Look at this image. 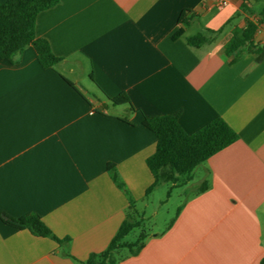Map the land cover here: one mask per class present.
<instances>
[{
    "label": "crops",
    "instance_id": "obj_1",
    "mask_svg": "<svg viewBox=\"0 0 264 264\" xmlns=\"http://www.w3.org/2000/svg\"><path fill=\"white\" fill-rule=\"evenodd\" d=\"M222 1L59 0L38 14L35 36L61 61L43 69L31 47L0 60V214H36L61 243L0 220V264H86L103 252L128 212L107 165L142 201L156 146L142 122L155 118L186 134L220 118L238 139L203 163L207 189L117 264H264V22L239 54L224 51L264 0ZM208 30L210 43L187 45ZM121 93L134 111L105 99Z\"/></svg>",
    "mask_w": 264,
    "mask_h": 264
},
{
    "label": "trees",
    "instance_id": "obj_2",
    "mask_svg": "<svg viewBox=\"0 0 264 264\" xmlns=\"http://www.w3.org/2000/svg\"><path fill=\"white\" fill-rule=\"evenodd\" d=\"M58 2L59 0H7L0 3V60L12 62L25 48L31 47L43 69H51L59 64L61 59L52 53L48 42L35 36V22L38 14L54 7ZM191 17L192 12L183 11L178 23L187 27ZM263 22L264 9L259 14L256 23L246 20L245 28H233L224 44L225 54L227 56L239 54L251 43L257 25ZM207 34L208 36L196 34L188 38L187 45L199 48L210 43V37L216 32L208 30ZM182 35L183 29L180 28L171 38L174 40ZM105 99L114 106L129 105L131 107L130 100L125 93L113 98L105 96ZM131 110L134 111L132 107ZM142 123L156 137L154 153L146 160L153 183L145 191L144 199L161 184H170L167 193L169 197L170 189L176 187L179 178H183L185 182L191 181L192 172L196 167L238 139L237 134L220 118L213 120L193 134H186L172 118L146 119ZM107 172L116 187L126 197L128 212L108 247L103 252L92 255L86 264H117L121 252L126 251L127 255L135 256L144 247L146 238L144 230L140 231L133 242L125 240L132 231L141 229L144 222L142 214L137 210V201L130 196L114 165H107ZM207 187V183L203 182L198 192L205 191ZM135 216L138 221L134 219ZM0 220L11 228L28 230L35 236L50 238L61 243L36 214H27L20 218L0 214Z\"/></svg>",
    "mask_w": 264,
    "mask_h": 264
},
{
    "label": "rangeland",
    "instance_id": "obj_3",
    "mask_svg": "<svg viewBox=\"0 0 264 264\" xmlns=\"http://www.w3.org/2000/svg\"><path fill=\"white\" fill-rule=\"evenodd\" d=\"M202 172L203 164L196 167L192 172L193 178L191 182L187 185L170 189L169 197H167L170 188L169 184H161L154 189L148 198L137 202L136 206L140 210V212H138L142 214V216L144 215V222L141 229L132 231L125 240L133 242L141 230H144L145 234H155L163 231L170 219L175 216L184 200L190 195H193V193H195L194 191L200 186ZM134 219L138 221L136 216ZM123 253L126 254V251L121 252V254Z\"/></svg>",
    "mask_w": 264,
    "mask_h": 264
},
{
    "label": "built area",
    "instance_id": "obj_4",
    "mask_svg": "<svg viewBox=\"0 0 264 264\" xmlns=\"http://www.w3.org/2000/svg\"><path fill=\"white\" fill-rule=\"evenodd\" d=\"M230 0H223L222 2H221V6H226L227 4H228V2H229Z\"/></svg>",
    "mask_w": 264,
    "mask_h": 264
}]
</instances>
